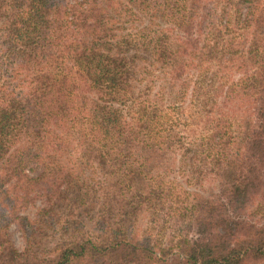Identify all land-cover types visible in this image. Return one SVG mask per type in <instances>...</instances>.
I'll return each mask as SVG.
<instances>
[{
	"label": "trees",
	"instance_id": "obj_1",
	"mask_svg": "<svg viewBox=\"0 0 264 264\" xmlns=\"http://www.w3.org/2000/svg\"><path fill=\"white\" fill-rule=\"evenodd\" d=\"M0 264H264V0H0Z\"/></svg>",
	"mask_w": 264,
	"mask_h": 264
},
{
	"label": "rangeland",
	"instance_id": "obj_2",
	"mask_svg": "<svg viewBox=\"0 0 264 264\" xmlns=\"http://www.w3.org/2000/svg\"><path fill=\"white\" fill-rule=\"evenodd\" d=\"M40 207V199H37L33 205H29L26 208L22 209L21 214L27 217H32L36 209ZM144 221V220H143ZM10 239L16 249L21 250L22 248V239L16 227L11 225L9 227Z\"/></svg>",
	"mask_w": 264,
	"mask_h": 264
}]
</instances>
